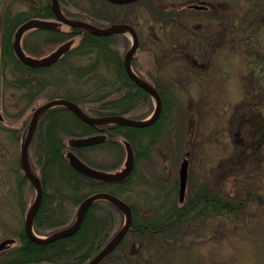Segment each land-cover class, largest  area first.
<instances>
[{"label": "trees", "instance_id": "16d2710c", "mask_svg": "<svg viewBox=\"0 0 264 264\" xmlns=\"http://www.w3.org/2000/svg\"><path fill=\"white\" fill-rule=\"evenodd\" d=\"M49 1L29 0L25 9H16L12 5L0 9V62L3 68H9L10 73V78L4 79L2 86L22 91L27 104L41 91L49 88L52 89L51 99L73 101L86 114L96 117L137 113L136 105L149 103L147 93L124 70L123 49L129 47V41L122 35L97 36L79 28L60 32L34 30L27 34L23 42L25 51L30 55H43L46 46L60 44L70 38L79 37V42L57 64L46 69L26 68L16 59L12 50L15 29L29 18L54 19ZM228 1L230 3L227 5L221 2L218 7L211 6L207 11H187L174 7L175 4L186 3L185 0H139L125 6L109 4L104 0H59L65 14L76 17V20L88 21L99 27L113 23L133 25L140 39L139 49L146 43L149 51L157 54L155 61L160 60L162 65L177 62L188 73L176 74L187 81L194 76H207L215 54L234 36L237 38L242 35V42L252 47V53L258 50L256 37L263 26L260 19L264 18V0H242L247 3V7L243 8L237 4L241 0L234 3V0ZM194 18L201 19L203 24L190 25ZM148 36L155 41L146 42ZM254 56L258 58V54ZM133 63L132 60V66ZM206 65L207 70L198 69ZM261 65L259 62L256 66ZM251 67L250 75L253 76L254 65ZM169 81H154V84L159 90L162 83L168 84ZM248 81L249 83L245 81L244 84L246 93L253 89L256 91L251 96L264 93L263 84L258 85L256 78L255 87L250 86L254 81L250 78ZM173 91H162V114L149 127L101 126L104 132L111 135V143L115 149L110 151L115 157L119 155L113 162L105 163L96 159L89 161L82 155L86 150L90 154L94 153V157L96 153H101L95 150L105 151L110 138L102 145L83 148L82 152L75 150L76 155L87 164L102 170H113L119 165L123 151L120 145L121 134L135 149V166L131 174L120 182L104 183L82 176L68 165L64 157L66 137L93 134L98 128L81 122L65 107L53 108L41 117L29 147L30 162L43 188L41 203L33 222L37 234L48 235L68 227L75 218V209L93 193L106 192L129 203L132 196L129 189L133 179L136 176L149 179L148 176L139 174L137 163L150 159L151 150L159 140L178 142L180 139L179 133L174 136L173 129L169 126V118L174 113L173 108L178 98ZM21 111L16 117L22 114ZM185 118L184 116V121ZM250 121L264 127V118L259 115L253 114ZM14 132L11 130L14 137L18 138V134ZM246 148L254 150L251 142H247ZM229 178L222 176L220 184L215 187V174L190 173L191 197L181 205L176 201L175 173L169 183L154 179H151L154 183L146 182L150 185V193L144 201V208L150 215H138L135 200L132 204L129 203L135 212L133 227L143 238L140 240L142 246H155V249L165 248L167 251L170 250L167 246H172V251H176L181 246H187L186 241L195 242L204 237L230 240V230L235 232L236 237L252 239L254 232L251 230L257 229L258 232L264 227V220L261 221L260 217L248 219L245 214L247 211L244 212L250 198L248 189L240 191L235 180L229 182ZM16 182L18 187L29 185L22 172L18 173ZM29 187L32 188L30 185ZM118 217L120 210L116 206L105 200H98L88 208L79 230L69 237L37 244L28 240L21 230L17 233L20 245L9 253H2L0 264H85L111 236L119 224V221H115ZM122 247L124 246H118L110 256H119L125 264H146L139 252L132 254L131 249L128 250L130 246L124 249ZM140 253L143 254V251ZM107 259L108 257L100 264H107Z\"/></svg>", "mask_w": 264, "mask_h": 264}, {"label": "rangeland", "instance_id": "374dc122", "mask_svg": "<svg viewBox=\"0 0 264 264\" xmlns=\"http://www.w3.org/2000/svg\"><path fill=\"white\" fill-rule=\"evenodd\" d=\"M28 1L1 0L0 9L11 7V5L16 9H25ZM199 1L204 0H193L194 3H199ZM212 1L225 2L223 3L225 5L230 3L228 0ZM237 4L242 8L247 7V3L242 0ZM235 7L234 4L233 8ZM200 23L203 24L201 19L194 18L189 24L195 26ZM260 23L263 26L259 34H256L258 50L253 52L255 55L258 54V58L252 55V47L244 41L242 42V35L237 38L234 36L232 40H228L223 48L215 54L207 76L189 78L188 86L185 84L179 91L177 90L179 107L171 114L170 125H168L170 129H173L174 136L179 133V141L164 142L165 140H159L151 150L150 159L138 162L137 169L154 180L169 183L173 173L176 175L181 153L190 149L193 154L190 158L192 172H195L194 168L199 166L201 173L215 174V187L220 184L222 176H227L230 177L229 182L235 180L240 191L247 188L250 198L245 205L244 212L247 211L245 214L248 219L254 220L260 217L262 221L264 220V127L253 124L250 119L253 114L264 118V93L259 94L260 96L258 93L251 96L256 90H250L248 93L244 91L245 81L249 83L248 78L254 80L250 85L252 87H255V78L258 85L264 84V18L260 19ZM62 29L68 30V27L62 26ZM25 37L26 34L23 39ZM127 38L131 39L129 35ZM148 41L154 42L155 39L148 36L146 42ZM78 42L79 37H75L74 45ZM56 47L57 45L46 46L43 54L50 53ZM127 47L123 49L124 52ZM249 50L251 55H246ZM175 54L177 53L175 52ZM156 55L149 51L146 43L134 55L133 69L144 80L150 83H154V81L166 82L172 77L182 80L183 78L179 77L176 72L188 73L175 61L162 65L160 60L155 61ZM259 62L262 64L261 67L256 66ZM251 65H254L252 73L255 76L250 75ZM202 68L207 70V65ZM9 78V68H3L0 62V114L2 116V121H0V240L12 237L16 239L15 245L9 246L3 252L4 254L20 245L17 233L23 229L25 213L35 197L33 187L30 188L29 185L18 187L16 182L18 173L22 172L19 169L20 144L33 109L50 99L52 92V89H45L36 95L30 104H27L24 102L22 91L5 89L2 86V81ZM181 83L185 82L181 81L178 85ZM166 85L162 83L159 86L160 90L165 89ZM140 105H136L137 113H126V115L138 119L147 117L154 109V100L149 103L145 102L141 107ZM20 110H22V114L16 117ZM11 130L18 134V138L14 137ZM247 142H251L255 154L254 150L246 148ZM98 151L101 153H96L95 157L94 153L90 154L88 150L84 151L82 155L89 161L94 158L96 161L105 163H111L119 156L115 157L107 147H105V151L95 150V152ZM124 159L123 149L122 162H119L120 165L116 169L122 167ZM249 183L251 184L249 185ZM144 188L145 186L141 187L143 190ZM224 189L227 190L225 185ZM132 194L136 198L131 197L129 202L132 204L137 199L134 206L139 213L145 214L146 209L139 201L143 200L145 193L139 191ZM115 221H119V224L114 231L119 229L122 219L118 217L115 218ZM227 232L228 230H226ZM251 232H254L251 235L252 239L236 237L235 232L230 230L228 233L231 236L230 240L222 237H208L207 239L204 237L195 242L186 241L187 246H181L176 251H172V246H167V248L170 247V250L167 251L168 249L165 248L155 249V246L135 245L132 247V254L139 252L143 263L146 262V264H264V227L260 228L258 232L257 229H253ZM133 238L135 242L136 239H143L140 235H131L129 241H133ZM128 250L130 249L128 248ZM141 250L143 254L140 253ZM120 264L124 263L120 262Z\"/></svg>", "mask_w": 264, "mask_h": 264}, {"label": "water", "instance_id": "95a60500", "mask_svg": "<svg viewBox=\"0 0 264 264\" xmlns=\"http://www.w3.org/2000/svg\"><path fill=\"white\" fill-rule=\"evenodd\" d=\"M113 4H128L133 3L138 0H106ZM53 5V13L55 15L54 21H48V20H41V19H29L25 22H23L21 25L18 26V28L15 30L13 38H12V49L13 52L18 59V61L29 68H47L56 63L70 48L73 41L70 40L68 42H65L64 44L58 46L54 51L49 53L48 55L42 57V58H35L32 56L27 55L21 46V37L22 35L32 29H44V30H50V31H59L60 25L65 24L70 27H77L81 29L88 30L96 35L100 36H110L113 34H130L132 39V45L131 48L128 50V52L125 54L123 59V65L126 73L131 78L132 81H134L139 87H141L143 90L147 91L149 94L153 95L155 100V110L151 114V116L144 120V121H137V120H131L125 117L120 116H109V117H101V118H94L90 116H86L79 108L78 106L70 101L67 100H51L48 101L41 106L37 107L31 116L30 124L28 132L21 144V150H20V165L21 168L27 177V179L30 181L32 186L35 189V199L34 202L30 208V210L27 212L25 216V222H24V233L27 236V238L38 244H45L52 241H55L60 238L68 237L73 235L81 226L86 212L89 208V206L96 200H107L116 206H118L120 209H122L125 212V225L121 230H119L115 236L109 241V243L104 246L100 252H98L87 264H99L103 258L108 255L120 242L124 234L126 233L131 220V214H130V208L127 204H125L123 201H121L119 198L107 194V193H96L93 194L87 198H85L79 205L76 213V218L74 223L67 228H64L62 230H59L53 234H51L48 238L42 239L37 237L32 229V222L36 215V212L39 208V205L41 203L42 199V185L38 178H36L30 171V167L28 164V158H27V152L28 147L30 144V141L32 139V136L35 132L37 121L39 117L48 109L56 106H65L67 107L79 120L82 122L88 124V125H102V124H116V125H124V126H130V127H136V128H144L147 126L152 125L160 116L161 110H162V102L158 95V92L155 88L152 86L146 84L143 82L136 74L133 72L131 67V59L138 47V37L136 35L135 30L132 26L127 24H113L109 28L101 29L96 28L86 22L83 21H72L66 18L65 16H62L59 12L57 0H52ZM1 119V117H0ZM104 135H95V136H89L85 138H77V139H71L68 142V145L71 148H79V147H86L91 146L95 144L102 143L105 140ZM125 151H126V158L124 162V166L120 171L117 172H105L100 170H95L87 165H85L83 162H81L74 153L68 152L67 153V161L69 165L78 173L81 175L88 177L93 180L101 181V182H117L125 179L130 174L133 165H134V155L132 152V148L130 144L125 141L124 142ZM187 169H188V159L184 157L180 164L178 169V197L179 202H183L184 196H185V189H186V182H187ZM14 243V239L8 238L5 240H2L0 242V252L2 250L7 249L10 245ZM34 264H42V263H34Z\"/></svg>", "mask_w": 264, "mask_h": 264}, {"label": "bare ground", "instance_id": "6f19581e", "mask_svg": "<svg viewBox=\"0 0 264 264\" xmlns=\"http://www.w3.org/2000/svg\"><path fill=\"white\" fill-rule=\"evenodd\" d=\"M195 1V0H194ZM198 1V0H197ZM50 3H51V7H52V5H53V2H52V0L51 1H49ZM199 3H201V4H204V5H206L207 6V8L208 9H211V6H215V7H218L221 3H219V2H216V1H209V0H204V1H199ZM57 4H58V8H59V12L61 13V15L62 16H65V17H67L69 20H72V21H75L77 18L76 17H72V16H67L66 14H65V12L63 11V9H62V7H61V5H60V2H59V0H57ZM52 11H53V8H52ZM54 14V13H53ZM54 17H55V15H54ZM33 19H42V18H36V17H34ZM86 23H88V24H90V25H92V26H94V27H96V28H98V26H96L95 24H93V23H91V22H88V21H86ZM94 35H96V34H94ZM97 36H100V35H97ZM47 68H49V67H47ZM170 79V81L168 82V84L165 86V89H161L159 92H158V95H159V97H160V99H161V102H162V105H164V103H163V99H162V91L163 90H174V94L176 95V96H178V100H179V95L177 94V90L179 91L180 90V88L183 86V85H185V86H187L188 85V82L189 81H187V80H181V79H177V78H169ZM181 81H184L185 83H181V85H178V83H180ZM180 86V87H179ZM144 92H146L147 93V95H148V97H149V101H151V100H154V97H153V95H151V94H149L147 91H144ZM61 98H55V100H60ZM62 100H67V99H62ZM67 101H70V100H67ZM70 102H73V101H70ZM74 103V102H73ZM177 107H179L178 106V102L176 101L175 102V105H174V108H173V110H175ZM185 117H186V114H185ZM85 136V135H84ZM84 136H69V137H66L65 139H64V144H65V148H64V157L65 158H67V153L68 152H72V153H74L75 154V156L81 161V162H83L85 165H87V166H89V167H91V168H93V169H95V170H100L101 171V169H99V168H96V167H93V166H91V165H89V164H87L85 161H83L81 158H79L77 155H76V153H75V150H81V149H83L84 147H79V148H71L69 145H68V142H69V140H71V139H77V138H84ZM112 142V140H111V137H110V142L108 143V146H107V148H108V150H109V152H111L112 151V149L114 150L115 149V147H114V144H112L111 143ZM84 149H86V148H84ZM110 149H111V151H110ZM83 150H81L80 152H82ZM91 159H94V158H91ZM120 162H122L121 160H120ZM119 165H120V163H119ZM118 165V166H119ZM117 166V167H118ZM123 166H124V162H123V165H122V167H120L119 169H116V170H114V171H111V172H117V171H120L122 168H123ZM144 174V172H142V171H140L139 172V174ZM247 177V176H246ZM245 177V178H246ZM27 180V179H26ZM28 181V180H27ZM252 181V180H251ZM28 183H29V185L30 186H32V184L28 181ZM251 183H249V185H250ZM145 186V188H144V190L143 189H141V187H144ZM130 194H132V193H135V192H141V193H145L144 195V198H143V200H139V201H141L142 203H143V205H144V201H145V199L149 196V185L145 182V180L141 177V176H136L134 179H133V182L131 183V186H130ZM131 197H134V198H136V196L135 195H133L132 194V196ZM137 199H135V203H137ZM176 201H177V204L178 205H181L180 204V202H179V197H178V195H177V193H176ZM145 207V206H144ZM116 234V231H114L113 230V232L111 233V236L108 238V240L110 239V238H112L114 235ZM60 239H62V238H60ZM57 240H59V239H57ZM107 240V241H108ZM56 241V240H55ZM116 250V249H115ZM114 250V251H115ZM114 251H111L108 255H106L104 258H103V260L105 259V258H107L108 257V259H107V264H120V262H122V263H124V261H120V257L119 256H115V255H113V256H110ZM109 256L111 257V258H109ZM111 262V263H110ZM125 264V263H124Z\"/></svg>", "mask_w": 264, "mask_h": 264}, {"label": "flooded vegetation", "instance_id": "af4514ba", "mask_svg": "<svg viewBox=\"0 0 264 264\" xmlns=\"http://www.w3.org/2000/svg\"><path fill=\"white\" fill-rule=\"evenodd\" d=\"M180 6L181 7H186V8H188V5L187 4H185L184 2H182L181 4H180ZM190 7V6H189ZM134 154H135V150H134ZM145 182H148V183H154L151 179H146L145 180ZM147 183V184H148ZM149 185V184H148ZM150 186V185H149ZM191 189H190V186H189V179H188V183H187V190H186V196H185V199H184V203H186V202H188L189 200H190V197H191ZM122 198H120V200H121ZM124 202H126L124 199H122ZM126 203H128V202H126ZM130 203V202H129ZM128 203V205L130 206V208H131V205ZM183 203V204H184ZM139 215H142V216H145V217H147L148 215H150V212H148L147 210H146V213L145 214H141V212L139 213V212H137ZM131 215H132V221H131V223H130V226L128 227V231H127V233L124 235V237H123V239H122V241L117 245V246H135V245H137V246H142V243L140 242V238H139V240L138 239H136L137 241L135 242V239L133 238V241L131 240V241H129V237L131 236V235H139L138 233H137V231H136V229L133 227V223H134V215H135V212H133L132 211V208H131ZM120 218L122 219L123 218V212L120 210Z\"/></svg>", "mask_w": 264, "mask_h": 264}]
</instances>
